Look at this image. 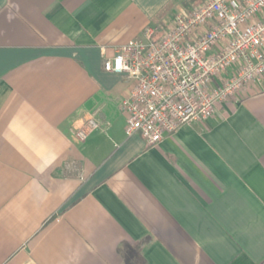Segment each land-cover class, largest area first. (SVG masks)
<instances>
[{"label": "crops", "instance_id": "crops-1", "mask_svg": "<svg viewBox=\"0 0 264 264\" xmlns=\"http://www.w3.org/2000/svg\"><path fill=\"white\" fill-rule=\"evenodd\" d=\"M184 7L0 0V264H264V82L149 146L104 70Z\"/></svg>", "mask_w": 264, "mask_h": 264}, {"label": "built area", "instance_id": "built-area-1", "mask_svg": "<svg viewBox=\"0 0 264 264\" xmlns=\"http://www.w3.org/2000/svg\"><path fill=\"white\" fill-rule=\"evenodd\" d=\"M162 35L149 28L119 47L104 70L131 84L122 103L126 134L149 146L212 118L264 82V0H184ZM89 120L84 141L99 129Z\"/></svg>", "mask_w": 264, "mask_h": 264}, {"label": "trees", "instance_id": "trees-1", "mask_svg": "<svg viewBox=\"0 0 264 264\" xmlns=\"http://www.w3.org/2000/svg\"><path fill=\"white\" fill-rule=\"evenodd\" d=\"M185 6L188 7V5L185 3Z\"/></svg>", "mask_w": 264, "mask_h": 264}]
</instances>
